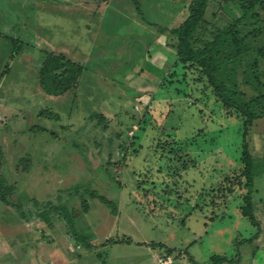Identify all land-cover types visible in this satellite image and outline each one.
<instances>
[{
    "label": "rangeland",
    "instance_id": "374dc122",
    "mask_svg": "<svg viewBox=\"0 0 264 264\" xmlns=\"http://www.w3.org/2000/svg\"><path fill=\"white\" fill-rule=\"evenodd\" d=\"M187 4L0 0L1 173L15 188L0 200V264H211L215 254L264 264V117L247 136L262 228L249 242L245 189L218 191L240 173L243 121L175 65L155 26H178ZM240 8L211 0L208 17L225 25ZM46 50L86 67L78 87L43 91Z\"/></svg>",
    "mask_w": 264,
    "mask_h": 264
},
{
    "label": "trees",
    "instance_id": "16d2710c",
    "mask_svg": "<svg viewBox=\"0 0 264 264\" xmlns=\"http://www.w3.org/2000/svg\"><path fill=\"white\" fill-rule=\"evenodd\" d=\"M186 1L188 12L178 26L173 28L168 26L161 28L157 24L155 26L161 34L173 40L176 51L175 65L182 66L187 76H198L196 82L207 83L226 113L238 114L243 121L240 173L235 178H226L218 191L225 198L227 194H233L237 186L245 189L241 211L257 229V232L247 239L253 242L259 237L262 228L254 213L252 201L253 158L247 136L255 122L264 117V17L261 13V10H264V0L242 2L226 0L235 3L240 1L241 14L225 25H218L216 19L212 20L215 14H212L211 19L208 17V5L211 0ZM85 71L86 67L82 63L68 55L46 50L40 68L41 88L49 95L65 94L79 86ZM53 114L59 118V114L51 110H42L39 115L52 118ZM94 116L100 117L101 120L105 119L102 114H94ZM24 161H27L26 158H22L19 164ZM3 163L4 151L0 136V200L9 204L15 188L1 173ZM28 169L29 166L21 168V170ZM100 198L112 208L113 212H116V206L111 200L104 196ZM18 206L16 205L17 208ZM84 207L88 209L86 204ZM112 243L131 244L132 241L129 238L126 240L111 238L107 241V244ZM153 245L165 247L162 243H153ZM167 250L169 255L175 251L173 248ZM232 261L226 255L220 254L210 258L211 264H225Z\"/></svg>",
    "mask_w": 264,
    "mask_h": 264
},
{
    "label": "crops",
    "instance_id": "0c3cea01",
    "mask_svg": "<svg viewBox=\"0 0 264 264\" xmlns=\"http://www.w3.org/2000/svg\"><path fill=\"white\" fill-rule=\"evenodd\" d=\"M112 1H114V0H112ZM258 241V240H257ZM261 257V256H260ZM261 260V259H260ZM262 261V260H261ZM252 264H260L259 262H257V261H255L254 263H252Z\"/></svg>",
    "mask_w": 264,
    "mask_h": 264
}]
</instances>
